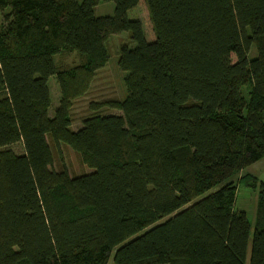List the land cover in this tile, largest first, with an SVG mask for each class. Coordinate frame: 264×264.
Segmentation results:
<instances>
[{"label":"trees","instance_id":"obj_1","mask_svg":"<svg viewBox=\"0 0 264 264\" xmlns=\"http://www.w3.org/2000/svg\"><path fill=\"white\" fill-rule=\"evenodd\" d=\"M100 1L0 0V264H264V181L241 175L259 187L251 236L233 178L264 156V0H147L154 40L128 16L139 0ZM123 30L128 94L91 104L121 112L76 129ZM66 47L86 57L56 64ZM59 142L94 169L53 167Z\"/></svg>","mask_w":264,"mask_h":264},{"label":"rangeland","instance_id":"obj_2","mask_svg":"<svg viewBox=\"0 0 264 264\" xmlns=\"http://www.w3.org/2000/svg\"><path fill=\"white\" fill-rule=\"evenodd\" d=\"M114 13V0H101L95 6L96 15ZM128 16L131 18H138L142 21L148 40L156 39V32L150 16L147 0H139L135 6L128 10ZM1 21L2 17L0 16V23ZM123 42L128 43L130 46L136 45V41L130 37L128 30L113 33L108 37L106 42L110 54L108 62L97 71L89 91L78 97L72 107V126L74 128L77 129L82 126L84 118L91 114L121 112V110L116 107L102 106L100 108H93L91 104L110 97H119L123 99L128 94V88L125 83V75L127 74V71L119 65L120 46ZM249 54L250 57H254L257 54V48L255 45L252 46ZM83 56L86 57V54H83L78 49L66 47L54 54V61L56 64H73L80 62ZM48 83L51 90L49 114L54 115L55 109L60 103L61 89L55 74H52L49 77ZM244 92H247V87H245ZM10 147L17 152H21L24 149L23 143L20 141L11 144ZM54 149L56 152V159L53 167L57 168L65 164L71 173L89 172L94 169V167L84 163L80 154L70 145L64 142H59L57 146L54 144ZM243 173L254 174L257 176L259 182L264 181V156L245 167L242 171L236 173L233 177L237 184L234 208L236 210L246 211L251 222L252 236L255 231V224L258 217L259 187H254L253 185L248 184L245 179H242L241 175ZM216 188L217 187L210 189L207 193L214 191ZM249 248H251V241ZM114 252L115 251H112L108 264H116L114 260Z\"/></svg>","mask_w":264,"mask_h":264}]
</instances>
